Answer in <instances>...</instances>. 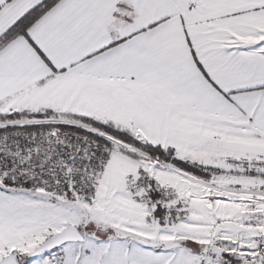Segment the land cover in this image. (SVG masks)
<instances>
[{
    "label": "snow or ice",
    "instance_id": "1",
    "mask_svg": "<svg viewBox=\"0 0 264 264\" xmlns=\"http://www.w3.org/2000/svg\"><path fill=\"white\" fill-rule=\"evenodd\" d=\"M0 264H264V0H0Z\"/></svg>",
    "mask_w": 264,
    "mask_h": 264
}]
</instances>
